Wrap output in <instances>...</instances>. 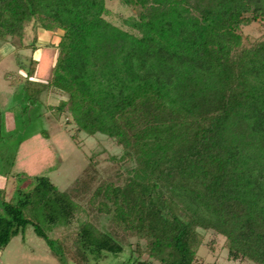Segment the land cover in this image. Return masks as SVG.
I'll return each mask as SVG.
<instances>
[{
    "label": "trees",
    "instance_id": "1",
    "mask_svg": "<svg viewBox=\"0 0 264 264\" xmlns=\"http://www.w3.org/2000/svg\"><path fill=\"white\" fill-rule=\"evenodd\" d=\"M120 2L129 31L104 18L105 0H0V48L29 24L33 52L38 29L61 31L49 77L36 81L33 58L9 86L30 106L65 96L55 118L121 152L112 174L92 162L64 192L37 175L14 202L0 191V252L31 226L60 264L125 249L129 264H206L199 250L218 238L228 261L264 264V35L241 33L264 0ZM59 227L74 230L68 247L47 234Z\"/></svg>",
    "mask_w": 264,
    "mask_h": 264
},
{
    "label": "rangeland",
    "instance_id": "2",
    "mask_svg": "<svg viewBox=\"0 0 264 264\" xmlns=\"http://www.w3.org/2000/svg\"><path fill=\"white\" fill-rule=\"evenodd\" d=\"M105 7L107 13L104 18L122 30L129 31L123 20L134 16V10L122 5L120 0H105ZM39 31L37 50L34 52L28 47L33 41L32 24L27 25L23 38L26 49H18L23 45V40L20 42L16 39H8L0 48V191H3L7 202H14L18 191L26 192L32 187L30 177L33 175L48 177L61 192L81 176L92 162L96 163L99 177L106 178L117 169V164L110 158L121 154L120 148L103 135L89 137L83 133L76 134L69 116L55 118L52 107L57 106L61 99H66L65 96L44 93L35 105L30 106L20 85L15 88L9 86L5 75L8 74L10 79L18 73L24 75V71H19L17 62L27 69L33 58L39 62L36 81L44 82L49 77L56 57L55 44L61 31L56 30L52 34L39 29L37 33ZM241 33L250 40L263 37L264 20L243 26ZM10 72L13 75L9 77ZM79 218L84 219V216ZM40 224L45 230L48 229L47 224ZM73 231L59 227L47 234L53 239L60 238L68 247L74 239ZM216 240L217 251L214 254L208 253L206 248L199 250L202 261L206 264H239L227 260L226 251L222 249L223 240ZM131 243L134 245L135 240L132 239ZM67 258L69 260L66 264H75L70 254ZM128 259L130 256L125 249L118 255L107 256L99 264H122L126 261L129 264ZM0 264L60 262L45 241L37 237L33 228L28 226L23 234L13 238L7 248L0 252Z\"/></svg>",
    "mask_w": 264,
    "mask_h": 264
},
{
    "label": "crops",
    "instance_id": "3",
    "mask_svg": "<svg viewBox=\"0 0 264 264\" xmlns=\"http://www.w3.org/2000/svg\"><path fill=\"white\" fill-rule=\"evenodd\" d=\"M51 33V32H50ZM52 34V33H51ZM39 37H40V31L38 32V40H39ZM36 53V52H35ZM36 59V58H34ZM37 60V59H36Z\"/></svg>",
    "mask_w": 264,
    "mask_h": 264
}]
</instances>
